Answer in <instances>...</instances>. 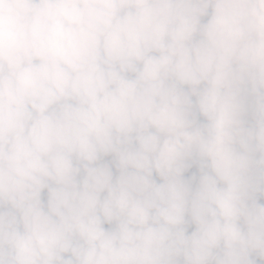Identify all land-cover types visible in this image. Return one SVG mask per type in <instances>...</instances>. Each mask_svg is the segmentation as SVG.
<instances>
[{
    "label": "clouds",
    "instance_id": "clouds-1",
    "mask_svg": "<svg viewBox=\"0 0 264 264\" xmlns=\"http://www.w3.org/2000/svg\"><path fill=\"white\" fill-rule=\"evenodd\" d=\"M0 264H264V0H0Z\"/></svg>",
    "mask_w": 264,
    "mask_h": 264
}]
</instances>
